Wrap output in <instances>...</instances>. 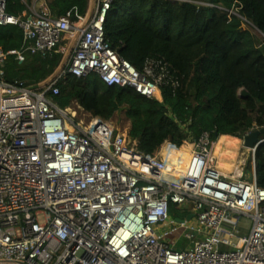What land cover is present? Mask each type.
Masks as SVG:
<instances>
[{"label": "built area", "instance_id": "2783aa9c", "mask_svg": "<svg viewBox=\"0 0 264 264\" xmlns=\"http://www.w3.org/2000/svg\"><path fill=\"white\" fill-rule=\"evenodd\" d=\"M162 1L217 9L252 27L235 10L199 0ZM111 3L88 0L76 21L70 12L52 17L41 3L24 20L9 15L0 0V26L23 32L20 51L0 48V264H264V189L256 184V148L249 150L250 173L243 160L228 173L212 166L216 142L209 132L183 142L190 145L186 161L184 145L171 141L165 158L154 161L124 150L123 133L111 142L109 123L92 119L82 126L75 113L49 100L66 75L90 73L107 86L131 87L150 99L152 88L159 92L150 70L138 72L104 40ZM65 37L62 64L47 80L5 82L7 56L19 62L25 53L44 58ZM172 206L191 218L171 217Z\"/></svg>", "mask_w": 264, "mask_h": 264}, {"label": "trees", "instance_id": "16d2710c", "mask_svg": "<svg viewBox=\"0 0 264 264\" xmlns=\"http://www.w3.org/2000/svg\"><path fill=\"white\" fill-rule=\"evenodd\" d=\"M23 1L6 0V12L25 20L35 0ZM199 1L237 11L258 36L252 38L238 19H228L217 9L162 0H112L103 23L104 40L138 72L150 70L149 80L156 82L160 94L150 99L131 87L107 86L90 73L85 78L63 77L57 83L58 94L48 96L51 103L68 115L74 104L76 115H87L89 123L99 119L113 127L127 126V136L138 150L151 156H157L167 141L179 147L203 132L211 133L214 142H241L245 134L264 128V0ZM36 3H44L54 18L70 12L71 21L88 9V0ZM66 45L67 40L62 41L44 58L25 53L23 62L7 56L5 82L41 83L57 68L60 49ZM22 46L21 29L0 26L3 51H20ZM241 90L249 96L240 98ZM254 161L256 184L264 189V143L256 149ZM244 170L251 172L250 158ZM169 213L175 219L187 217L173 208Z\"/></svg>", "mask_w": 264, "mask_h": 264}, {"label": "rangeland", "instance_id": "374dc122", "mask_svg": "<svg viewBox=\"0 0 264 264\" xmlns=\"http://www.w3.org/2000/svg\"><path fill=\"white\" fill-rule=\"evenodd\" d=\"M247 30L249 31L250 36L252 38L254 36L256 37V35L258 36V31H256L255 29H249V28H247ZM64 40H67V38L65 37L63 39V41ZM60 52H62V57H61V60H60V62L58 64L57 68L54 70V72L62 64L63 58H64V56L66 54V48L64 47V48L60 49ZM45 80H47V78ZM44 81H42V82H44ZM69 109H71L70 110L71 111L70 113L73 112L76 115V111L77 110H76V106L74 104ZM76 118L78 119V121H80V123L82 124V126H86L87 124H89V120H90L89 117L87 115L83 114V113H78V115H76ZM113 128L114 129L115 128L119 129V133L120 134L123 133L126 130L128 131V127L127 126H123V127H113ZM126 134H128V132H126ZM217 142L215 143V144H217L216 145V148L213 149V163H212V166H215L222 173L232 172L233 170L232 171H226V172H224V170H226V169L229 170V168L232 167V166H234V165H235V167H237L242 160L246 164V162L250 158L249 150L243 147V143H242V141L240 142L239 139H226L225 142L224 141L221 142V143H219V142L217 143ZM183 145H186V144H182V146ZM189 148H190V145H189ZM160 159L163 160L164 157H160ZM171 208H173L176 212H179V213L181 212V210L176 209V207H174V206H172ZM247 232L248 231L245 229L244 231H242L241 234H246Z\"/></svg>", "mask_w": 264, "mask_h": 264}, {"label": "bare ground", "instance_id": "6f19581e", "mask_svg": "<svg viewBox=\"0 0 264 264\" xmlns=\"http://www.w3.org/2000/svg\"><path fill=\"white\" fill-rule=\"evenodd\" d=\"M157 95H158V90L156 88H152V90H151V99L155 98ZM122 137H124V140H123V143H122V148L124 150H131V151L137 152V153H139L141 155H144L146 157H149L151 160H154V161L155 160L156 161H161L160 157H164L165 158V154H166L165 151H166V148H167L166 145L161 149V151L158 153L157 156H151L149 154H144V153L140 152L138 150L136 141L131 140L127 135H123ZM221 141L222 140H220V141L218 140L219 143H221ZM216 145L217 144L214 145V148H216ZM188 150H189V146L188 145H184L183 146V150H181L183 152V159H184V161H186L187 158L189 157ZM181 168L185 169L183 165H182Z\"/></svg>", "mask_w": 264, "mask_h": 264}, {"label": "water", "instance_id": "95a60500", "mask_svg": "<svg viewBox=\"0 0 264 264\" xmlns=\"http://www.w3.org/2000/svg\"><path fill=\"white\" fill-rule=\"evenodd\" d=\"M239 96L240 98L244 99L245 97H248L249 94L245 90H241ZM118 133H119V129L115 128L111 136V142H113L114 138ZM263 137H264V128L254 129L242 138L243 147L248 150H252L254 148L257 149L261 145L260 141L264 139ZM190 218L191 217L188 216L186 219L189 220ZM177 222H181V221L177 220Z\"/></svg>", "mask_w": 264, "mask_h": 264}, {"label": "crops", "instance_id": "0c3cea01", "mask_svg": "<svg viewBox=\"0 0 264 264\" xmlns=\"http://www.w3.org/2000/svg\"><path fill=\"white\" fill-rule=\"evenodd\" d=\"M31 7H34V9H37L39 7L38 3H35V1H33V4ZM129 130V128H128ZM126 132H128L127 130L123 132V135H127ZM236 167L233 168V170L235 169ZM228 171V169L224 170V172ZM245 225L247 224L248 225V222L247 221H244Z\"/></svg>", "mask_w": 264, "mask_h": 264}, {"label": "clouds", "instance_id": "9594fccd", "mask_svg": "<svg viewBox=\"0 0 264 264\" xmlns=\"http://www.w3.org/2000/svg\"><path fill=\"white\" fill-rule=\"evenodd\" d=\"M246 135V134H245Z\"/></svg>", "mask_w": 264, "mask_h": 264}]
</instances>
